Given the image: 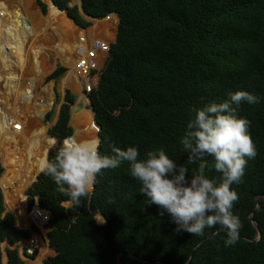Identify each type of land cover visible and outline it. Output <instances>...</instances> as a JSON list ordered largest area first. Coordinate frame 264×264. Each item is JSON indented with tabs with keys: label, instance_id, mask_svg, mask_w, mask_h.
I'll list each match as a JSON object with an SVG mask.
<instances>
[{
	"label": "trees",
	"instance_id": "obj_1",
	"mask_svg": "<svg viewBox=\"0 0 264 264\" xmlns=\"http://www.w3.org/2000/svg\"><path fill=\"white\" fill-rule=\"evenodd\" d=\"M18 1L19 11L23 12L19 18L23 22L28 19L35 27L39 19L34 15L37 11L32 0ZM52 1L81 27L90 26L91 21L82 16L76 4L69 5L70 0ZM35 2L45 13L47 4L43 0ZM82 7L88 15L98 17L95 23L106 22L102 18L110 13L108 24L115 26L118 22L97 87L89 94L95 111L94 128L100 125L97 138L101 154L111 155L113 145L135 146L141 158L150 150L163 149L178 166L188 168L191 178L198 171V163H188V153L181 144L187 123L197 108L229 99L236 90H246L260 98L254 105L242 103L237 109L239 117L250 121L248 130L257 152L254 158H246L242 182L232 186L238 193L233 213L240 218L242 227L239 240L231 246L225 245L226 229L218 225L205 228L203 235L176 232L177 225L170 214L147 203L139 193L141 185L129 174L127 164L102 170L90 199L75 209L64 204L68 198L56 191L52 178L40 172L27 190V206L31 207L37 197L39 206L50 212L47 240L55 254L42 264H264V0H82ZM6 10L9 7L0 1L1 19H9L11 13ZM53 10L69 27L83 30L51 5L49 18ZM51 20L62 25L56 18ZM15 33L12 29L2 30L0 24V64L5 69L12 65L24 67L26 61ZM40 57L36 49L33 61L42 63ZM64 71L65 67L58 66L47 78H57ZM68 78L67 83L77 88L75 78ZM0 82V96L6 97L10 85L1 68ZM31 87L29 84L28 92ZM81 95L88 102V97ZM75 100L76 94L66 90L57 119L47 131L56 144L51 148L55 140L45 139L40 162L53 159L62 141L72 135L70 107ZM80 111L93 121L91 108ZM17 114L8 113L7 130L0 131L6 141L8 125ZM15 131L11 133L16 134L12 141H8L12 147L5 151V168L11 172L18 164L24 184L36 172L39 157L27 149ZM47 148H51L48 153ZM208 161L211 163L212 158L208 157ZM206 173L220 176L207 169ZM5 180L0 183V264L1 243L13 244L27 234L17 228L14 218L15 214L23 225L22 191L15 189L17 183ZM257 195L261 196L255 202ZM3 196L14 214L6 211ZM255 203L252 218L257 224L258 239L257 229L248 217ZM27 215L30 214L26 213L25 224ZM98 215L101 222L94 218ZM6 252L7 264H26L15 248L7 247ZM119 252L124 253L117 262Z\"/></svg>",
	"mask_w": 264,
	"mask_h": 264
},
{
	"label": "clouds",
	"instance_id": "obj_2",
	"mask_svg": "<svg viewBox=\"0 0 264 264\" xmlns=\"http://www.w3.org/2000/svg\"><path fill=\"white\" fill-rule=\"evenodd\" d=\"M259 99L249 91L236 90L229 99L195 110L181 138L188 163H198V171L191 178L188 168L178 166L163 149L150 150L141 158L135 146L113 145L111 155L101 154V141L95 137H68L53 159L40 162L39 170L52 178L56 191L75 209L90 199L102 170L127 164L129 174L141 185L139 193L147 203L170 214L176 232L203 235L205 228L218 225L226 229L225 245L231 246L239 240L242 227L233 213L238 193L232 186L242 182L246 158H254L257 152L248 130L250 121L239 117L237 109L242 103L254 105ZM206 169L220 176H209ZM94 218L101 222L99 215Z\"/></svg>",
	"mask_w": 264,
	"mask_h": 264
},
{
	"label": "rangeland",
	"instance_id": "obj_3",
	"mask_svg": "<svg viewBox=\"0 0 264 264\" xmlns=\"http://www.w3.org/2000/svg\"><path fill=\"white\" fill-rule=\"evenodd\" d=\"M0 1L9 7L10 10L6 11L11 13L9 15L10 17H8L9 19H1L0 15V24L2 25V30L4 29L7 31L8 29H12L13 31H16L14 38L16 39V43L19 48L23 50L24 59L26 60L24 67L12 65L5 69L0 64V68L2 69L3 74L10 85V93L8 95L6 94V97L0 96V131L4 130L3 132H6L7 130L5 128L7 123V114L9 113L12 115L16 112L18 113L8 125V132L10 133L9 136H7V141L5 134H0V165L2 166L0 183L3 184V179L5 178L6 182H13L15 184L17 183L18 186H16L15 189H21L25 205V214L23 213L22 215L23 225H21L20 221L18 222L16 220V217L15 223L16 226L23 228L26 227V213L29 210L27 206V190L30 188V182L33 180L35 173L39 169V166L37 167L33 177L24 184L21 179L23 174L18 168V164L14 166L12 170H10L11 172L7 171L5 166L7 165L6 163H8V157L5 151L12 147V144L8 141H12L16 135L11 134L12 130H16L14 133L18 131L17 134H19V136H21L23 139V144L27 146V149L31 150L32 154L39 157L40 164V160L43 158L45 153V139L51 137L48 135L47 131L51 124L57 119L59 108L64 102V94L66 93V90H69L70 92L76 94V100L70 107L72 115L69 122L73 127L72 136H75L79 140L93 138L92 135L97 138L98 126L96 124L97 127L95 129L93 124L96 123L95 119H93L94 122L90 117L87 119L83 112L80 111L82 109H90L92 106L91 101L88 100V102H84V99L81 98L82 92H78V87L75 88L72 83L68 84L67 81L69 79L68 76L73 74L72 68L74 66L75 60L86 48L87 38L90 35L96 34V32H98L100 35L107 36L109 39L113 40L117 23L115 26L109 25L108 23L111 22L112 18L108 22L102 21L97 23H95L93 20L87 19L91 21L90 26L83 28V30H77L69 27L68 24H65L62 19H59L57 11L53 10L50 14V18H56V22L60 21L59 23L62 25L59 26L58 24L50 22L52 20L47 16L49 12L48 5L46 12L42 13L35 0H32V3L37 11L34 13V15H36L39 19V21L34 24L35 27H33L28 23V19L27 22H23V20L19 18L20 14L23 12L21 13L19 11L20 5L18 0ZM70 1L74 2V0ZM13 42H15V40H13ZM36 49H38L41 53L40 58L42 63L40 64H37L35 60L33 61V54ZM58 66L65 67V71L57 78L48 79V75ZM43 67L44 70H42ZM15 80L16 90L12 87L13 81ZM29 84L32 85V90H30L31 93L27 90L29 89ZM2 86L3 84L0 82V88H2ZM37 99L39 100L37 101ZM40 99L42 102H40ZM37 112H40L41 115H37ZM48 113L51 115L49 119H46V115ZM19 117H23L25 121V125H23L25 127L23 129H17L15 126V121L18 120ZM55 144L56 142H54L50 147L52 148ZM48 149L49 148H47V151ZM22 152L24 151L22 150ZM20 153L21 151L19 148L17 156ZM38 173H40V171ZM11 191L15 192L14 188H11ZM3 203L5 209L13 213V211L5 203L4 196ZM64 204L68 205L66 202ZM29 217L30 216H28V218ZM7 247V242L3 241L1 243L2 264L3 258L6 256L5 252ZM47 253L48 249L47 247H44L40 256L41 259L46 256ZM34 263L41 264V261L39 259ZM34 263L31 262L27 264Z\"/></svg>",
	"mask_w": 264,
	"mask_h": 264
},
{
	"label": "built area",
	"instance_id": "obj_4",
	"mask_svg": "<svg viewBox=\"0 0 264 264\" xmlns=\"http://www.w3.org/2000/svg\"><path fill=\"white\" fill-rule=\"evenodd\" d=\"M111 14L113 13L107 14L102 19L108 22L111 19ZM113 40L98 32L87 38L86 48L79 54L72 68L74 75H71L77 81L78 92L81 91L87 96L97 87L103 63L108 56L110 43ZM40 102H42L41 99ZM15 122L17 129L25 127L23 126L25 125L23 117H19ZM28 209L27 213L30 214V217L26 227L17 226L18 229L27 231V234L13 244L7 243L9 248L17 250L18 256L24 263H31L40 255L45 245L44 234L48 230L47 225L50 220V212L39 206L37 197L34 198V203Z\"/></svg>",
	"mask_w": 264,
	"mask_h": 264
},
{
	"label": "water",
	"instance_id": "obj_5",
	"mask_svg": "<svg viewBox=\"0 0 264 264\" xmlns=\"http://www.w3.org/2000/svg\"><path fill=\"white\" fill-rule=\"evenodd\" d=\"M45 3H47V5H48V8H49V5H51V6H53V7H55L56 9H58V10H60V11H62V12H64L66 15H68L73 21H74V19L68 14V12L66 11V10H63V9H60V8H58L54 3H53V1L52 0H43ZM73 4H76L77 6H78V10H79V12L82 14V16L84 17V18H86V19H89V20H94L95 18H98V17H93V16H90V15H88L85 11H84V9H83V7H82V0H79V2L78 3H76L75 1L73 2V1H69V5H73ZM116 14V16L118 17V14L117 13H115ZM118 20H119V17H118ZM75 22V21H74ZM76 23V22H75ZM118 23V22H117ZM77 24V23H76ZM78 25V24H77ZM79 27H81L80 25H78ZM81 28H83V27H81ZM115 37H116V34H115ZM113 41H115V38H114V40ZM87 97H88V99L90 100V97H89V95H87ZM91 108H92V110H93V117H94V114H95V111H94V108L91 106ZM71 115H72V112H71ZM44 116V115H43ZM56 121V120H55ZM55 121L51 124V126L55 123ZM50 126V127H51ZM98 126H99V129H100V125L98 124ZM72 136V135H71ZM52 137V136H51ZM68 137H70V136H68ZM68 137H66L65 139H67ZM54 140H55V142H56V139L54 138V137H52ZM64 139V140H65ZM63 140V141H64ZM63 141H62V143H63ZM50 149V148H49ZM39 174V173H38ZM37 174V175H38ZM37 180V176H36V179L34 180V181H36ZM34 181H32L31 182V184L29 185L30 187L32 186V183L34 182ZM261 195H257L255 198H254V201L256 202L257 201V199L260 197ZM257 208V203H255V206H254V209L249 213V215H248V217L250 218V220H251V222L253 223V225L256 227V229H257V239L259 238V231H258V228H257V224H256V222L254 221V219L252 218V214H253V212H254V210ZM7 211V210H6ZM14 214V213H13ZM14 218H15V215H14ZM5 242H7V241H5ZM201 241H199L195 246H197L199 243H200ZM8 243V242H7ZM124 252H119L118 254H117V262H118V257H119V255H121V254H123ZM5 254H6V256H5V264H7V252H5ZM27 264V263H26ZM119 264V263H118Z\"/></svg>",
	"mask_w": 264,
	"mask_h": 264
},
{
	"label": "crops",
	"instance_id": "obj_6",
	"mask_svg": "<svg viewBox=\"0 0 264 264\" xmlns=\"http://www.w3.org/2000/svg\"><path fill=\"white\" fill-rule=\"evenodd\" d=\"M115 34H116V28H115ZM114 38H115V35H114ZM44 241H45V245L43 247H47L48 249V253L46 256H44L42 259H41V264L43 263L44 259L48 258L49 256H53L55 254L54 250L48 245V240H47V231L45 232L44 234Z\"/></svg>",
	"mask_w": 264,
	"mask_h": 264
},
{
	"label": "bare ground",
	"instance_id": "obj_7",
	"mask_svg": "<svg viewBox=\"0 0 264 264\" xmlns=\"http://www.w3.org/2000/svg\"><path fill=\"white\" fill-rule=\"evenodd\" d=\"M33 55H34V54H33ZM90 108H91V107H90ZM91 110H92V108H91ZM92 111H93V110H92ZM93 119H94V117H93ZM97 134H98V133H97ZM48 150H49V149H48ZM47 153H48V151H47ZM46 157H47V155H46ZM36 176H37V175H36ZM35 179H36V177H35ZM35 179H34V180H35ZM34 180H33V181H34ZM30 184H31V183H30ZM43 248H44V247H43ZM43 248H42V251H41L40 255H39L36 259H33V260H32V263L36 262V261L39 260V259H40V261H41V257H40V256H41V254H42V252H43ZM42 256H43V255H42ZM39 257H40V258H39ZM38 262H39V261H38Z\"/></svg>",
	"mask_w": 264,
	"mask_h": 264
}]
</instances>
